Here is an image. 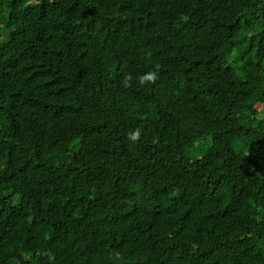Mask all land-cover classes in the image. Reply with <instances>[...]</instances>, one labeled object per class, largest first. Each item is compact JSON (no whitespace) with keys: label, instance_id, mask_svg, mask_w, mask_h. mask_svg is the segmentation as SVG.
Segmentation results:
<instances>
[{"label":"trees","instance_id":"16d2710c","mask_svg":"<svg viewBox=\"0 0 264 264\" xmlns=\"http://www.w3.org/2000/svg\"><path fill=\"white\" fill-rule=\"evenodd\" d=\"M0 264H264V0H0Z\"/></svg>","mask_w":264,"mask_h":264},{"label":"clouds","instance_id":"9594fccd","mask_svg":"<svg viewBox=\"0 0 264 264\" xmlns=\"http://www.w3.org/2000/svg\"><path fill=\"white\" fill-rule=\"evenodd\" d=\"M158 71H159V66H156V71L154 72H150L146 77H141L140 78V84L143 85L146 82H151L154 83L155 80L158 78ZM129 80L131 79V77L128 78ZM141 132L140 129H136L134 132L129 134V138L135 142L139 139Z\"/></svg>","mask_w":264,"mask_h":264},{"label":"rangeland","instance_id":"374dc122","mask_svg":"<svg viewBox=\"0 0 264 264\" xmlns=\"http://www.w3.org/2000/svg\"><path fill=\"white\" fill-rule=\"evenodd\" d=\"M16 32V31H15Z\"/></svg>","mask_w":264,"mask_h":264}]
</instances>
